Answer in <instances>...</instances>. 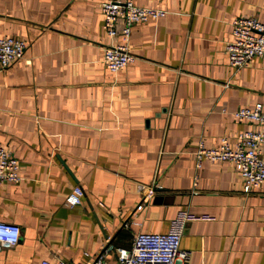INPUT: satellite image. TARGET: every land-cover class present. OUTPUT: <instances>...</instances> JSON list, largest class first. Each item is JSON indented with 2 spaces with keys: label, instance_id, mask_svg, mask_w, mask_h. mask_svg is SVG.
Segmentation results:
<instances>
[{
  "label": "crops",
  "instance_id": "crops-1",
  "mask_svg": "<svg viewBox=\"0 0 264 264\" xmlns=\"http://www.w3.org/2000/svg\"><path fill=\"white\" fill-rule=\"evenodd\" d=\"M104 1L0 0V37L27 45L0 69V145L21 176L0 181V221L20 228L0 264H87L106 246L114 264L115 248L166 231L179 209L212 217L185 223L188 264H264V184L244 193L231 162L193 153L264 128L233 116L264 104V56L234 70L224 49L233 19L264 23V0H131L166 14L131 27L134 60L114 72ZM136 183L154 188L134 211Z\"/></svg>",
  "mask_w": 264,
  "mask_h": 264
},
{
  "label": "built area",
  "instance_id": "built-area-1",
  "mask_svg": "<svg viewBox=\"0 0 264 264\" xmlns=\"http://www.w3.org/2000/svg\"><path fill=\"white\" fill-rule=\"evenodd\" d=\"M102 28L107 39L119 38V43H109L102 47V64L114 72L124 68L134 60L128 50L130 29L135 24L157 20L166 12L152 7H140L131 0H106L100 4ZM121 22L117 31L116 26ZM22 39L0 37V69L10 67L21 59L26 48ZM229 67L234 70L246 67L253 59L264 56V23L254 17H239L231 21V38L224 44ZM238 121H250L264 126V104L256 102L251 107H239L233 112ZM196 164L202 158L211 161L231 162L241 173L243 192L250 193L264 184V128H252L239 131L231 142L221 137L215 146H206L198 141L194 150ZM19 162L12 153L0 145V181L18 183L21 180ZM139 199L134 211L145 205V197L153 192L152 185L136 183ZM78 202L75 192L66 196L65 203L74 205ZM207 214H194L179 209L168 222L164 232H136L128 248H115L114 264H188L190 251L180 248V238L186 222L196 219H210ZM128 221L123 222L126 226ZM20 228L16 223L0 221V251L13 246L19 239ZM109 247L91 258L87 264H109L105 253ZM36 264H70L64 260L50 262L41 260Z\"/></svg>",
  "mask_w": 264,
  "mask_h": 264
}]
</instances>
